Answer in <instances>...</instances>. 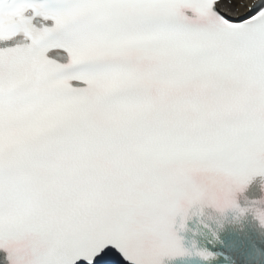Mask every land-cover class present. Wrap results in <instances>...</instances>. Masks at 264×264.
Masks as SVG:
<instances>
[{
	"label": "snow or ice",
	"instance_id": "obj_1",
	"mask_svg": "<svg viewBox=\"0 0 264 264\" xmlns=\"http://www.w3.org/2000/svg\"><path fill=\"white\" fill-rule=\"evenodd\" d=\"M256 175L264 0H0L8 264H97L109 246L163 264L189 254L177 216L248 211L236 193Z\"/></svg>",
	"mask_w": 264,
	"mask_h": 264
},
{
	"label": "clouds",
	"instance_id": "obj_2",
	"mask_svg": "<svg viewBox=\"0 0 264 264\" xmlns=\"http://www.w3.org/2000/svg\"><path fill=\"white\" fill-rule=\"evenodd\" d=\"M262 188H264V186H262ZM255 217H256V215H255ZM256 219L259 221L260 226L264 227V223H261L260 220L257 217H256Z\"/></svg>",
	"mask_w": 264,
	"mask_h": 264
}]
</instances>
